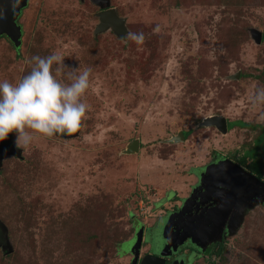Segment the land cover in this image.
I'll use <instances>...</instances> for the list:
<instances>
[{"label":"rangeland","instance_id":"obj_1","mask_svg":"<svg viewBox=\"0 0 264 264\" xmlns=\"http://www.w3.org/2000/svg\"><path fill=\"white\" fill-rule=\"evenodd\" d=\"M109 3L125 21L124 39L110 29L94 33L99 8L90 0H28L18 52L0 40V80L18 81L33 56L60 55V73L52 69L64 82L67 73L91 69L78 135L34 134L23 160L3 158L0 264H129L118 244L133 216L148 217L154 186L182 195L194 181L189 166L213 153L234 158L259 133L223 134L202 120L264 125V106L249 100L264 87V41L253 37H264V0ZM129 33H143V43ZM179 131L186 140L170 141ZM135 139L139 151L125 154ZM216 263L264 264L263 208L248 214Z\"/></svg>","mask_w":264,"mask_h":264},{"label":"flooded vegetation","instance_id":"obj_2","mask_svg":"<svg viewBox=\"0 0 264 264\" xmlns=\"http://www.w3.org/2000/svg\"><path fill=\"white\" fill-rule=\"evenodd\" d=\"M101 11L99 9L98 13ZM1 39L8 41L4 35L0 37ZM18 50L15 49L16 52ZM225 121L227 127V120L225 119ZM79 130L80 126L77 131L79 132ZM228 131L230 130L227 129ZM179 133L182 134L183 140L179 138ZM9 135V144L21 151V157L3 154L1 165L5 156L23 160L21 148L16 147L12 142L13 135L11 133ZM73 135L74 133L56 136L72 137ZM186 135V132L179 131L173 138L177 137V142L179 139L185 141ZM2 142L4 141H0V145L3 146ZM235 153L234 158L213 153L207 162L189 166L187 172L193 176L194 181L185 184L186 191L183 193L181 190L182 195L175 193V189L160 188L159 190L154 186L156 195L151 205L146 209L148 217L141 220L133 216L132 232L118 244L119 255L127 256L129 264H133V262L141 264L144 259V264H217L216 261L218 262L221 258L227 242L236 236L248 214L257 206L264 209L262 169L260 172H256L253 169L255 167L252 168L253 161L251 159L246 158L243 162L240 160L242 153L239 154L237 151ZM236 155L238 156L236 157ZM224 159L230 161L227 162L229 168L226 169L229 174L228 180L224 181L219 178L216 183L213 180L206 182L209 171H197L220 164L225 161ZM199 174L204 175L203 181L199 180ZM234 174L237 176L232 179L231 176ZM251 175L261 184H257ZM221 182H227L228 185H221ZM162 190L164 191L162 192ZM167 191L172 193V198L166 197ZM157 204H160L159 209L155 208ZM226 205H229V208H226ZM163 208H167V212L164 213ZM240 215H242V222H238ZM139 230L140 247L138 254L135 255L133 252H129V248L135 244ZM188 234H190L189 237ZM174 247H176L175 250ZM161 251L167 255L162 256Z\"/></svg>","mask_w":264,"mask_h":264},{"label":"clouds","instance_id":"obj_3","mask_svg":"<svg viewBox=\"0 0 264 264\" xmlns=\"http://www.w3.org/2000/svg\"><path fill=\"white\" fill-rule=\"evenodd\" d=\"M3 23L0 18V26ZM128 38L137 45L144 41L143 33H129ZM26 63L31 65L30 71L15 83L0 80V141L15 132L16 147L22 149L29 146L34 134L53 137L78 130L89 107L83 97L91 72L85 68L79 75L67 73L68 82H64L52 69L55 63V71L60 73L64 65L60 55L33 56ZM249 100L253 107L264 106V87H256Z\"/></svg>","mask_w":264,"mask_h":264},{"label":"water","instance_id":"obj_4","mask_svg":"<svg viewBox=\"0 0 264 264\" xmlns=\"http://www.w3.org/2000/svg\"><path fill=\"white\" fill-rule=\"evenodd\" d=\"M93 4L98 6L99 9L102 11L97 13L98 18V24L96 25L95 34H98L100 32L106 31L110 29L118 38L124 39L126 34V28H125V21L123 18H120L115 10L113 8H110L109 0H90ZM28 0H0V18L4 20V23L2 26H0V37L6 36L8 41L12 44L14 49L20 48L21 43V35H22V28L18 24V19L22 13V10L27 6ZM261 34L260 33H254L253 37L256 43L261 42ZM202 124L205 126H213L215 127L219 132L226 133L227 127H226V121L225 118L222 116H211L204 118L202 120ZM78 131L74 133L73 136H77ZM179 138L183 140V136L181 133L178 134ZM178 138H171L170 141L177 142ZM4 145H0V166H1V158L3 154H12L16 156L17 158L21 157V151L19 149H16L12 147L10 143V135L2 142ZM139 149V141L137 139L132 140L128 143L126 146L124 153L125 154H132L137 153ZM225 161H222V163L210 166L206 168V171L210 168L211 170L208 172V179L212 182V180L216 183L219 178L221 180H228L229 174H227L226 169L229 168L227 165V162H230L227 159H224ZM237 175H232L231 178L235 177ZM250 176V175H249ZM251 177H253L251 175ZM255 182L257 184H261L258 179H255L253 177ZM221 185H228L227 182H221ZM229 208V205H226V208ZM242 222V215L239 217V221ZM233 233V232H230ZM188 237L190 234L187 235ZM140 247V230L137 232V240L135 244L129 248V252H133L135 255L138 254V249ZM174 250L176 247L173 248ZM162 256H166V253H163L161 251ZM145 259L141 262V264H144ZM135 262H133L134 264Z\"/></svg>","mask_w":264,"mask_h":264},{"label":"trees","instance_id":"obj_5","mask_svg":"<svg viewBox=\"0 0 264 264\" xmlns=\"http://www.w3.org/2000/svg\"><path fill=\"white\" fill-rule=\"evenodd\" d=\"M261 39L262 41H264L263 35L261 36ZM262 73H264V67H263ZM235 127L245 128V129L246 128L258 129L259 133L254 138L253 145L248 150H243L242 155L240 156V160L244 162L246 158L251 159V161H253L252 168L255 167L253 169H255L256 172H260L264 166V125L256 126V125H252L249 123H245L240 120H236L232 122L227 121L228 130H231L232 128H235Z\"/></svg>","mask_w":264,"mask_h":264}]
</instances>
